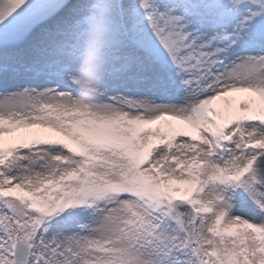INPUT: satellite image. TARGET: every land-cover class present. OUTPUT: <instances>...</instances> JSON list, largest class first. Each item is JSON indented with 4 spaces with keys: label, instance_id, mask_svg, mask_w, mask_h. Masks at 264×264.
I'll return each mask as SVG.
<instances>
[{
    "label": "snow or ice",
    "instance_id": "6c2138e0",
    "mask_svg": "<svg viewBox=\"0 0 264 264\" xmlns=\"http://www.w3.org/2000/svg\"><path fill=\"white\" fill-rule=\"evenodd\" d=\"M0 264H264V0H0Z\"/></svg>",
    "mask_w": 264,
    "mask_h": 264
},
{
    "label": "rangeland",
    "instance_id": "374dc122",
    "mask_svg": "<svg viewBox=\"0 0 264 264\" xmlns=\"http://www.w3.org/2000/svg\"><path fill=\"white\" fill-rule=\"evenodd\" d=\"M237 95H244V94H237ZM173 123H174V124H177L178 126H182V127L186 128L187 130L191 131V129L188 128L187 125H180L179 122H176V121H173ZM15 135L19 136L20 134L17 133V134H15Z\"/></svg>",
    "mask_w": 264,
    "mask_h": 264
},
{
    "label": "clouds",
    "instance_id": "9594fccd",
    "mask_svg": "<svg viewBox=\"0 0 264 264\" xmlns=\"http://www.w3.org/2000/svg\"><path fill=\"white\" fill-rule=\"evenodd\" d=\"M96 39L97 38L93 37V45L95 47L96 55L98 56L99 55V48H98V46H96Z\"/></svg>",
    "mask_w": 264,
    "mask_h": 264
}]
</instances>
